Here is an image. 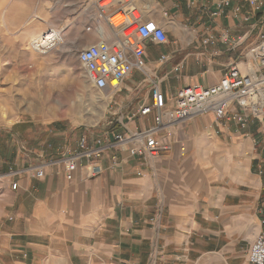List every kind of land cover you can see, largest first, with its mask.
<instances>
[{
	"label": "crops",
	"instance_id": "1",
	"mask_svg": "<svg viewBox=\"0 0 264 264\" xmlns=\"http://www.w3.org/2000/svg\"><path fill=\"white\" fill-rule=\"evenodd\" d=\"M235 4L246 8V0H232L225 15L211 23L207 0L193 10L186 0H131L142 21L166 32L165 44L146 43L145 62L168 98L195 83L213 86L234 65L241 73L258 69L259 62L246 60V54L264 35V8L244 23L230 17ZM187 25L199 41L192 40ZM205 27L216 36L228 29L231 42L203 45ZM100 41L96 37L86 47ZM161 56L166 60L160 62ZM120 93L118 120L151 99V84L133 71ZM120 120V129L140 123L128 116ZM170 132L164 137L169 150L154 167L111 148L100 160L103 172L94 178L85 168L90 161L81 160L67 181L60 153L36 150L39 140L28 150L32 156L3 160L0 264H249L250 246L264 233V176L258 175L264 171V123L250 117L240 130L207 114ZM38 169L41 179L35 177Z\"/></svg>",
	"mask_w": 264,
	"mask_h": 264
},
{
	"label": "built area",
	"instance_id": "2",
	"mask_svg": "<svg viewBox=\"0 0 264 264\" xmlns=\"http://www.w3.org/2000/svg\"><path fill=\"white\" fill-rule=\"evenodd\" d=\"M186 1L188 10L198 7L199 0ZM130 2L131 0L96 1L95 19L108 22L113 38L106 40L100 28L94 29L101 41L80 49L77 60L91 87L112 96L121 92L122 83L133 71L140 72L151 84V99L141 103L129 118L130 121L140 122L134 129H127L122 125L112 136L106 134L91 141L87 135H83L73 149L65 148L59 154L58 161L64 166L67 181L73 180L75 172L81 166V160L90 161L85 166L88 177L99 176L103 172L100 160L104 152L111 148L116 152H126L130 157L137 158L152 168L160 154L169 150L164 137L170 135L171 128L199 116L213 114L218 124L232 123L240 130L247 127L250 117L260 124L264 123V35L246 54V60L255 59L259 62L257 70L241 73L234 65L224 71L215 85L205 87L195 83L178 89L168 98L161 92L159 82L153 81L156 73H152L145 62L146 43L165 44L166 32L153 21H142V14L132 8ZM207 3L211 4L207 19L214 23L217 18L225 15V8L232 4V0H207ZM263 7V0H246V8L235 4L229 13L233 20L246 23ZM117 16L124 20L114 26L111 20ZM163 16L166 17L167 14L163 13ZM90 29L88 27L86 30ZM204 31L205 36L201 41L203 45H228L231 42L228 29H223L218 36L211 33L208 27ZM189 32L193 41H199L197 31ZM62 39L63 30L48 29L30 45L31 50L36 54H47L55 50ZM165 60L164 56L159 59L160 62ZM111 160L115 164L117 157L113 155ZM137 175L141 176V173ZM258 175L264 176V171L260 169ZM35 177L43 178V170H36ZM10 188L17 190V183H11ZM262 194L264 195V187ZM246 258L249 264H264V233L255 238Z\"/></svg>",
	"mask_w": 264,
	"mask_h": 264
},
{
	"label": "rangeland",
	"instance_id": "3",
	"mask_svg": "<svg viewBox=\"0 0 264 264\" xmlns=\"http://www.w3.org/2000/svg\"><path fill=\"white\" fill-rule=\"evenodd\" d=\"M96 1L0 0V168L3 160L32 156L35 140L36 150L61 153L83 135L91 139L120 129L115 101L121 93L112 99L94 90L77 60L79 50L98 37L94 29L113 38L108 22L95 19ZM52 28L63 30L64 43L36 54L30 45Z\"/></svg>",
	"mask_w": 264,
	"mask_h": 264
},
{
	"label": "bare ground",
	"instance_id": "4",
	"mask_svg": "<svg viewBox=\"0 0 264 264\" xmlns=\"http://www.w3.org/2000/svg\"><path fill=\"white\" fill-rule=\"evenodd\" d=\"M123 20H124V18L123 17H121V16H117V17H115V18H113L112 20H111V23H113V25L114 26H117L118 24H120L121 22H123ZM100 31H101V33H102V29H100ZM102 36H103V34H102ZM64 42L61 40V43L60 44H63ZM36 53V52H35ZM108 99H109V96H107V97H104V100L107 102L108 101Z\"/></svg>",
	"mask_w": 264,
	"mask_h": 264
}]
</instances>
